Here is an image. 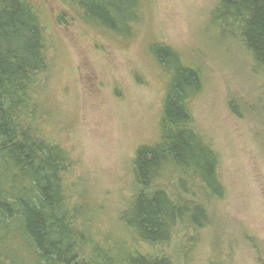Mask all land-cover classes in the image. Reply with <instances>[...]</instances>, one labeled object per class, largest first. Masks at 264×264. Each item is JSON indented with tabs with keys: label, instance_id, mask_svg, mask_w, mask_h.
<instances>
[{
	"label": "rangeland",
	"instance_id": "rangeland-1",
	"mask_svg": "<svg viewBox=\"0 0 264 264\" xmlns=\"http://www.w3.org/2000/svg\"><path fill=\"white\" fill-rule=\"evenodd\" d=\"M27 1L40 15L47 57L35 78L33 127L68 153L65 195L87 264L109 251L174 264H264V76L241 42L212 24L217 0H142L129 41L88 29L64 0ZM152 43L200 74L194 127L217 155L225 196L209 202L203 229H181L151 247L121 216L136 190L135 150L158 139L166 79L148 54Z\"/></svg>",
	"mask_w": 264,
	"mask_h": 264
},
{
	"label": "trees",
	"instance_id": "trees-1",
	"mask_svg": "<svg viewBox=\"0 0 264 264\" xmlns=\"http://www.w3.org/2000/svg\"><path fill=\"white\" fill-rule=\"evenodd\" d=\"M64 2L81 24L104 37L136 36L142 0ZM211 22L220 35L241 42L264 76V0H217ZM148 54L166 79L158 139L135 150L136 190L121 218L139 242L152 247L169 243L181 229H203L209 202L223 199L225 189L217 155L194 127L192 102L202 91L198 70L162 43L149 45ZM46 68L36 7L0 0V264H87L65 195L68 153L33 127L35 78ZM182 178L195 182L196 190H187ZM168 184L173 191L164 188ZM125 257L97 253L96 262L174 264L137 252Z\"/></svg>",
	"mask_w": 264,
	"mask_h": 264
}]
</instances>
